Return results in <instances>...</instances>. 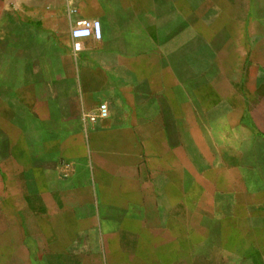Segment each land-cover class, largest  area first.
<instances>
[{
	"label": "crops",
	"instance_id": "0c3cea01",
	"mask_svg": "<svg viewBox=\"0 0 264 264\" xmlns=\"http://www.w3.org/2000/svg\"><path fill=\"white\" fill-rule=\"evenodd\" d=\"M0 264H264V0H0Z\"/></svg>",
	"mask_w": 264,
	"mask_h": 264
},
{
	"label": "built area",
	"instance_id": "2783aa9c",
	"mask_svg": "<svg viewBox=\"0 0 264 264\" xmlns=\"http://www.w3.org/2000/svg\"><path fill=\"white\" fill-rule=\"evenodd\" d=\"M71 37L74 40L73 49L75 51L80 50L79 40L93 38L94 40H100L102 37L101 23L99 20L80 19L75 22L73 29L71 30ZM108 107L106 104H100L97 115H90L86 117V120L90 123H94L99 119H106L108 117Z\"/></svg>",
	"mask_w": 264,
	"mask_h": 264
},
{
	"label": "rangeland",
	"instance_id": "374dc122",
	"mask_svg": "<svg viewBox=\"0 0 264 264\" xmlns=\"http://www.w3.org/2000/svg\"><path fill=\"white\" fill-rule=\"evenodd\" d=\"M207 5V4H206ZM209 7V5L206 6V8Z\"/></svg>",
	"mask_w": 264,
	"mask_h": 264
}]
</instances>
